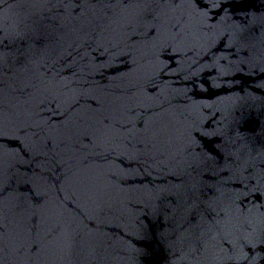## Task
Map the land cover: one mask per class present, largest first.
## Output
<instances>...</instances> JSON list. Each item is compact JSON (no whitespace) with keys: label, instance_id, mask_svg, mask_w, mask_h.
Segmentation results:
<instances>
[{"label":"water","instance_id":"1","mask_svg":"<svg viewBox=\"0 0 264 264\" xmlns=\"http://www.w3.org/2000/svg\"><path fill=\"white\" fill-rule=\"evenodd\" d=\"M0 264H264V0H0Z\"/></svg>","mask_w":264,"mask_h":264}]
</instances>
